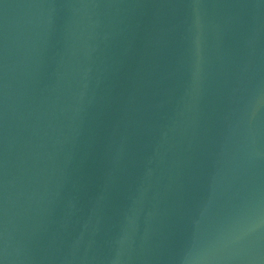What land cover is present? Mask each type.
<instances>
[{"label": "water", "instance_id": "1", "mask_svg": "<svg viewBox=\"0 0 264 264\" xmlns=\"http://www.w3.org/2000/svg\"><path fill=\"white\" fill-rule=\"evenodd\" d=\"M3 264H264V0H0Z\"/></svg>", "mask_w": 264, "mask_h": 264}, {"label": "snow or ice", "instance_id": "2", "mask_svg": "<svg viewBox=\"0 0 264 264\" xmlns=\"http://www.w3.org/2000/svg\"><path fill=\"white\" fill-rule=\"evenodd\" d=\"M0 264H3V261L2 260H0Z\"/></svg>", "mask_w": 264, "mask_h": 264}]
</instances>
